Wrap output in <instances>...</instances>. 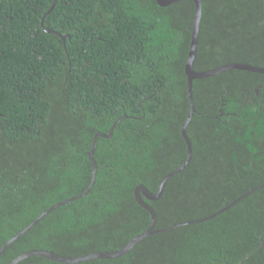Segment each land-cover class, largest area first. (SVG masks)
<instances>
[{
	"label": "trees",
	"instance_id": "1",
	"mask_svg": "<svg viewBox=\"0 0 264 264\" xmlns=\"http://www.w3.org/2000/svg\"><path fill=\"white\" fill-rule=\"evenodd\" d=\"M53 2L0 0V247L88 187L94 135L128 117L111 138L98 137L92 191L49 213L3 251L0 264L34 248L63 255L120 249L151 220L135 187L156 193L187 155L181 128L190 111L185 65L194 1L58 0L45 15ZM202 3L193 68L264 67V0ZM241 91L253 96L256 126L241 110L226 124L214 117L222 97ZM193 96L191 160L159 199L147 200L156 228L210 215L264 183L259 168L246 167L263 158L264 73L198 78ZM263 240L264 187L209 220L150 235L124 256L76 264H264ZM19 264L64 263L31 256Z\"/></svg>",
	"mask_w": 264,
	"mask_h": 264
},
{
	"label": "water",
	"instance_id": "2",
	"mask_svg": "<svg viewBox=\"0 0 264 264\" xmlns=\"http://www.w3.org/2000/svg\"><path fill=\"white\" fill-rule=\"evenodd\" d=\"M57 1L58 0H54L52 6L45 13V15L49 14L52 11V9L54 8ZM175 1H179V0H157L158 4L161 6L170 5ZM192 1H194L196 8H195V14H194V20H193V29H192V39H191V44H190V50H189L187 62L185 65V71H186V74L188 77L187 89H188V98H189V102H190V111H189L187 118L183 122L182 128H181L183 138L185 139V141L187 143L188 154H187L186 161L181 166H179L178 168H176L174 170H171L170 172H168L163 177V179L161 180V182L158 186L156 193L152 192L144 184H139L135 187L134 195H135L137 202L142 207H144L151 215V220H150V223H149L147 229L145 231H143L142 233L131 238L120 249H117V250L93 251V252L80 254V255H63V254H59V253L50 251L48 249L34 248V249H30V250H27V251L19 254L14 259H12L8 264H19L21 261H23L24 259L31 257V256H42V257H45V258L50 259L52 261L64 263V264H76V263H82V262H86V261H90V260H94V259H100V258H118V257L124 256L125 254H127L136 244H138L141 240H143L144 238H146L150 235L165 232L167 230H170V229H173L176 227H180L183 225L209 220V219L221 214L222 212H224L225 210H227L228 208L233 206L235 203H237L238 201L243 199L245 196H247L251 192L264 187V183H262L260 185H257L256 187L251 188L250 190H248L247 192L238 196L236 199H234L233 201H231L230 203H228L227 205H225L221 209H219V210L215 211L214 213L207 215L205 217L175 223V224H172V225H169L166 227L156 228L157 213H156V210L154 209V207L152 205H150L147 200L159 199L164 192V187H165L167 181L173 175H175L177 172H179L183 168H185L188 165V163L190 162L191 157H192V142H191L190 137L187 134V127H188L192 117L196 113L195 104H194V96H193V81L195 79H198V78L210 77V76L219 74V73L227 71V70H232V69H239V70H247V71H252V72L264 73V67L251 65V64L246 63V62H232V63L223 64V65H220V66H217V67H214L211 69H207V70H201V71L195 70L193 68V64H194V60H195L197 48H198L200 23H201V18H202V13H203V3H202V0H192ZM42 27L47 32L55 33L57 35H60L63 39H65V36L62 35L59 31L45 28V26L43 24V20H42ZM127 117H128L127 114H123L120 117H118L114 121V123L112 124L108 133L97 132L94 135L92 146H91L90 150L88 151V155H89L91 162H92V165H93V171H92V175H91V179H90L88 187L83 192L76 194V195H73L71 197H68L66 199H63V200L53 204L52 206L47 208L45 211H43L38 217H36L27 226H25L23 229H21L16 234H14L11 238H9L0 247V255L14 241H16L18 238H20L22 235H24L30 229H32L37 223H39L49 213H51L52 211H54L55 209H57L58 207H60L62 205H65V204L73 202L79 198H82L83 196L87 195L88 193H90L92 191V188H93L95 180H96L98 167H99L98 163L95 159V156H94V152H95V149L97 146L98 137L101 136L104 138H111L116 125L122 119L127 118ZM260 246H262L264 248V240L261 242Z\"/></svg>",
	"mask_w": 264,
	"mask_h": 264
},
{
	"label": "flooded vegetation",
	"instance_id": "3",
	"mask_svg": "<svg viewBox=\"0 0 264 264\" xmlns=\"http://www.w3.org/2000/svg\"><path fill=\"white\" fill-rule=\"evenodd\" d=\"M262 84H258L255 86L254 88V92L256 93V95H259L260 93V89L262 88ZM227 96H229V93H227ZM222 102L220 107L218 108L217 112L215 113L214 117H217L219 119H221L225 124L228 123L227 122V117H229L230 115H238V112L236 110H241V112H243V115L245 116V119H251L253 121H251V125L256 126L258 124V117L254 116V110H253V96L251 95V93L249 91H241L239 93H237L236 95L233 96V98H224L222 97ZM261 111L259 112V116L261 117L262 115L264 116V107L261 105L260 106ZM241 115V113H240ZM262 125L264 127V122H262ZM263 136H264V130H263ZM185 141V139H184ZM263 149H264V138H263ZM171 145V144H170ZM185 145H186V154H188V148H187V143L185 141ZM172 148H174L173 145H171ZM186 159H187V155H186ZM186 159L182 162L179 163L178 165H176L175 167H173L171 170H174L176 168H178L179 166H181ZM249 161V160H248ZM260 162V163H258ZM260 164V166H259ZM263 166H264V150H263V158L258 160L257 158L255 159H250L249 165H247V169H258L259 168V173L260 174H264V170H263ZM186 168V167H185ZM185 168H183L181 171L177 172L180 173L182 172ZM261 168V169H260ZM170 170V171H171ZM239 170V168H238ZM176 173V174H177ZM240 174V173H239Z\"/></svg>",
	"mask_w": 264,
	"mask_h": 264
}]
</instances>
